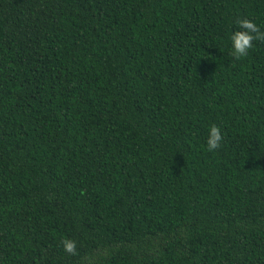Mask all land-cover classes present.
<instances>
[{
	"label": "trees",
	"instance_id": "obj_1",
	"mask_svg": "<svg viewBox=\"0 0 264 264\" xmlns=\"http://www.w3.org/2000/svg\"><path fill=\"white\" fill-rule=\"evenodd\" d=\"M244 18L264 0H0V264H264Z\"/></svg>",
	"mask_w": 264,
	"mask_h": 264
},
{
	"label": "clouds",
	"instance_id": "obj_2",
	"mask_svg": "<svg viewBox=\"0 0 264 264\" xmlns=\"http://www.w3.org/2000/svg\"><path fill=\"white\" fill-rule=\"evenodd\" d=\"M240 30L236 31L230 36L232 44L231 55L237 61L246 57L249 50L253 48L254 41H260L264 43V31L252 20L247 18L238 19L236 21ZM223 135L221 130L215 124H212L209 128V136L207 138V150L214 152L221 147ZM63 251L69 256H76L77 242L73 239L63 238L60 241Z\"/></svg>",
	"mask_w": 264,
	"mask_h": 264
}]
</instances>
